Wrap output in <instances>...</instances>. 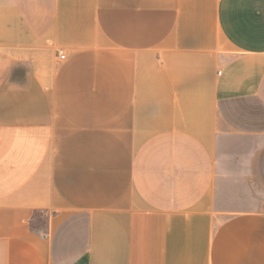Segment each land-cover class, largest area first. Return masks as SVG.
I'll return each mask as SVG.
<instances>
[{"label": "crops", "instance_id": "0c3cea01", "mask_svg": "<svg viewBox=\"0 0 264 264\" xmlns=\"http://www.w3.org/2000/svg\"><path fill=\"white\" fill-rule=\"evenodd\" d=\"M0 264H264V0H0Z\"/></svg>", "mask_w": 264, "mask_h": 264}, {"label": "built area", "instance_id": "2783aa9c", "mask_svg": "<svg viewBox=\"0 0 264 264\" xmlns=\"http://www.w3.org/2000/svg\"><path fill=\"white\" fill-rule=\"evenodd\" d=\"M61 59L64 60L65 59V55L63 53H61Z\"/></svg>", "mask_w": 264, "mask_h": 264}]
</instances>
